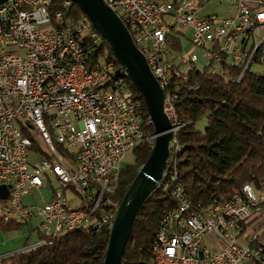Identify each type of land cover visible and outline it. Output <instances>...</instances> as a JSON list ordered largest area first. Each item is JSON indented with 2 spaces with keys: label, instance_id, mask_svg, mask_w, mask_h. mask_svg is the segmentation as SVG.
Returning <instances> with one entry per match:
<instances>
[{
  "label": "built area",
  "instance_id": "1",
  "mask_svg": "<svg viewBox=\"0 0 264 264\" xmlns=\"http://www.w3.org/2000/svg\"><path fill=\"white\" fill-rule=\"evenodd\" d=\"M108 1L165 83L171 147L181 128L170 117L173 81L187 80L182 69L200 61L186 52L174 59L171 27L181 32L184 51L188 45L201 51L211 74L223 73L227 62L242 70L238 81L253 65L264 73L263 58L256 59L264 53V0H227L233 13L223 17L203 16L196 6L213 0ZM53 5L11 0L0 6V186L10 185L0 199V222L37 219L45 237L18 252L52 246L67 228L100 230L101 221L113 226L124 157L146 142L144 110L116 63L90 64L86 42H101L86 21H63L70 1L61 2L54 24ZM60 143L68 150H59ZM173 193L178 206L165 214L154 248L157 264H264V239L254 221L264 194L247 184L232 199L204 206L181 188Z\"/></svg>",
  "mask_w": 264,
  "mask_h": 264
},
{
  "label": "trees",
  "instance_id": "2",
  "mask_svg": "<svg viewBox=\"0 0 264 264\" xmlns=\"http://www.w3.org/2000/svg\"><path fill=\"white\" fill-rule=\"evenodd\" d=\"M61 2L53 0L54 24H58L56 13ZM84 17L81 8L72 3L63 21ZM167 42L177 60L185 49L181 32L171 27ZM86 49L90 64L111 60L120 68L104 39L100 44L86 42ZM261 58L264 54L259 51L256 59L260 62ZM182 72L187 80L176 78L172 84L176 118L181 128L176 134V144L171 147L166 180L144 203L122 264H157L155 242L163 217L178 206L173 196L176 188H181L195 205L204 206L214 200L232 199L247 184L258 194H264V73L248 70L238 81L242 70L231 62H227L221 74H211L208 68L201 70L197 66ZM129 91L144 104L145 134L152 138L155 130L152 123L147 124L150 115L145 101L130 81ZM153 146L147 141L132 151L135 162L122 169L118 180L114 198L119 203L149 159ZM57 147L62 151L61 146ZM258 218L259 214L254 221ZM0 223L3 232L28 226L16 221ZM256 229L262 230L264 239V221ZM110 230L89 227L65 233L52 246L16 252L1 258L0 264H104ZM43 239L38 232L37 241Z\"/></svg>",
  "mask_w": 264,
  "mask_h": 264
},
{
  "label": "water",
  "instance_id": "3",
  "mask_svg": "<svg viewBox=\"0 0 264 264\" xmlns=\"http://www.w3.org/2000/svg\"><path fill=\"white\" fill-rule=\"evenodd\" d=\"M11 0H0V6ZM77 4L92 21L108 44L119 65L127 71L131 83L142 95L155 130V143L147 162L121 200L110 230L104 264H122L137 217L152 192L159 188L167 170L174 138V126L164 111L165 96L137 47L128 28L104 0H66ZM10 185L0 186V199L9 195Z\"/></svg>",
  "mask_w": 264,
  "mask_h": 264
},
{
  "label": "bare ground",
  "instance_id": "4",
  "mask_svg": "<svg viewBox=\"0 0 264 264\" xmlns=\"http://www.w3.org/2000/svg\"><path fill=\"white\" fill-rule=\"evenodd\" d=\"M104 2L114 11V4L113 3H110L108 0H104ZM122 22L124 23V25L126 26V22H124V19L122 17H119ZM83 21H86L87 24L89 25L90 27V30L93 31V34L97 37V39L102 42L103 40V37L101 36V34L95 29L92 21L85 15V17L82 19ZM129 32L131 33L132 35V30H129ZM146 57V60H147V54L146 53H143ZM264 54V53H263ZM106 61H111V60H106ZM263 63H264V58H263ZM116 69L117 66H116ZM153 73V75L155 76V78L157 79L160 87L162 88L163 92H164V96L166 94V86H165V83L163 82V80L160 78V75L158 74V72L155 71V69H150ZM118 72H119V76L124 80V84H128L129 86V81H130V78L127 74V71L125 69H123L121 66L120 68L118 69ZM131 82V81H130ZM135 99V98H134ZM164 106H166V98H165V102H164ZM138 107L141 109V110H144V104L138 100ZM144 112L142 114V123L145 124L144 122ZM170 117L171 118H176V112H175V101H172L170 103ZM150 120L147 122V124H150ZM177 134V133H176ZM149 141L151 142L152 141V138H149L146 136V142ZM60 146L62 147V150H68V143H60ZM166 180V173H165V177H164V181ZM164 183V182H163ZM117 189H118V185L115 187V190H114V197L116 196L117 194ZM173 196H174V193H173ZM115 199V198H114ZM118 214V212H117ZM109 228L111 229L112 226H110V222L109 221H101L100 222V229H103V228ZM86 228H89V227H72V228H67L65 229V233H69V232H73V231H77V230H82V229H86ZM165 229V216L163 217L161 223H160V228H159V231H158V234H157V237H160L162 234H163V231ZM155 247H156V242H155ZM154 247V248H155ZM30 250H34V249H26L25 251H30Z\"/></svg>",
  "mask_w": 264,
  "mask_h": 264
},
{
  "label": "rangeland",
  "instance_id": "5",
  "mask_svg": "<svg viewBox=\"0 0 264 264\" xmlns=\"http://www.w3.org/2000/svg\"><path fill=\"white\" fill-rule=\"evenodd\" d=\"M220 2H221V0H213V1L205 4V5H207L206 6L207 11L209 13H216V14H218V16H222V17L223 16H230L233 13V8L231 7V4H229V2L227 0L223 1L222 4ZM188 34L189 33H187V35ZM184 52H186L188 54L196 53L200 58V61L197 63V67L201 70L204 69L205 66H204L203 61H202L203 54L201 53V51L197 50L192 45H188ZM251 68H252L251 69L252 71H256V72H262L263 71V68L259 65H253ZM151 143H153V144L155 143L154 136L152 137ZM124 161H125L126 165L133 164L135 162V157H134L133 152H128L124 157ZM262 221H264V207H262L261 211L259 212V218L257 220V223H259V222L261 223ZM37 225H39V221L37 219L31 220V222H30L31 228H33V226H37ZM259 231L262 232V230H259ZM23 232L24 231L20 229L18 231H13L12 235L13 236L22 235ZM32 235L35 236V238H36L38 235V231L33 230Z\"/></svg>",
  "mask_w": 264,
  "mask_h": 264
},
{
  "label": "crops",
  "instance_id": "6",
  "mask_svg": "<svg viewBox=\"0 0 264 264\" xmlns=\"http://www.w3.org/2000/svg\"><path fill=\"white\" fill-rule=\"evenodd\" d=\"M223 1L225 0H221L220 3L222 4ZM196 6L200 10V13L203 16L218 15L216 13H209L206 9L207 5L205 4L197 3ZM35 229H36V226H33V228H31L30 223H29L28 226H25L21 229L24 231L22 235L13 236L12 235L13 231L3 232L1 229V223H0V257L2 258L7 257V256H10L18 252L20 249L26 247L27 241H29V245L36 242L37 237L35 238V236L32 235V232ZM15 231H18V230H15Z\"/></svg>",
  "mask_w": 264,
  "mask_h": 264
}]
</instances>
